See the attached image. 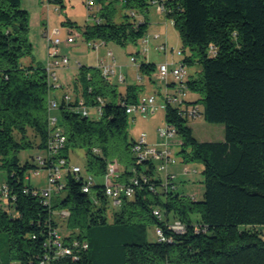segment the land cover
Returning a JSON list of instances; mask_svg holds the SVG:
<instances>
[{"label": "trees", "instance_id": "1", "mask_svg": "<svg viewBox=\"0 0 264 264\" xmlns=\"http://www.w3.org/2000/svg\"><path fill=\"white\" fill-rule=\"evenodd\" d=\"M161 2L191 46L183 62L201 66L199 76L187 77L189 90L200 98L185 100V105L202 103L205 120L225 126L224 140L200 141L185 110L165 106L167 124L180 135L184 160L203 164V198L166 185L153 160L136 163L127 107L137 101L141 85L128 84L122 92L99 66L82 64L76 84L81 97H62L57 112L67 143L38 164L48 170L64 157L69 165L71 151L83 148L86 174L67 171L66 194L46 203L27 182L29 171L38 166L22 161L20 152L33 147L47 152L51 87L41 62L22 61L34 56L30 11L22 0H0V168L7 171L10 196L9 205L0 203V231L8 235L7 260L0 264H39L50 251L45 243L49 231L59 228L56 211L62 209L70 211V233L64 238L87 241L88 248L77 260L64 256L52 264H264V0ZM150 5V0H125L123 18L117 21L109 2L100 10L99 22L66 24L87 42L137 44L148 32L144 13ZM141 11L143 17L137 16ZM139 68L151 75L157 64L142 61ZM81 101L96 108L99 117L85 114ZM115 158L125 166L120 181L134 184L132 175L138 179L133 196H123L119 205L105 193V176ZM133 164L135 170L129 169ZM87 175L93 177L90 192L84 190ZM154 208L163 212L161 219ZM176 219L185 223V232L169 228ZM158 225L165 239H150V227L156 235Z\"/></svg>", "mask_w": 264, "mask_h": 264}, {"label": "rangeland", "instance_id": "2", "mask_svg": "<svg viewBox=\"0 0 264 264\" xmlns=\"http://www.w3.org/2000/svg\"><path fill=\"white\" fill-rule=\"evenodd\" d=\"M107 1L113 2V15L114 19L120 21L123 17L125 11L123 7L122 0H94L95 5L94 9L89 10V7L86 3V0H63V3L49 2L45 0L46 5L45 9V22L48 24L49 29L53 30L57 28L60 30L58 37L62 40V43L59 44V48L62 54L67 55L70 59L68 66H59L57 67L58 73V82L62 83L57 90L58 99L61 100L64 94H70L73 97L76 95L81 96V91H76V82L80 74V64L85 65H99V61L102 57H106V64L112 62L111 57L107 56V51L109 49L113 50L114 56L116 57V63L113 65L116 74L111 75V82L118 85L120 91L124 92L126 90V85L131 81L133 75L136 74L137 64L131 60L132 53H136L138 62L143 60H149L155 63H159L161 59H168L169 62H173V66L177 65L180 62L181 58L185 55H190L192 53L191 46L185 44L181 35L180 30L174 25L173 21L166 16L165 11L159 9V4L154 3L153 0H150L151 5L149 12H138L137 16L143 17L144 14L147 15L149 20V28L145 38H142L138 41L137 44L130 43L126 46L120 45L113 41H108L106 44H103V40H96L98 43L96 47L88 46L87 41H85L80 36L77 37L76 41L71 44H67L66 40L69 35V24H66V21H73L78 24H84L88 19V12H98L102 3ZM144 13V14H143ZM47 26V27H48ZM47 27L45 31H47ZM43 25H38L36 22L30 23L29 30V39L33 44V47L36 46L37 41L40 37H44ZM54 33V32H53ZM52 33V35H54ZM161 34V39L163 37L168 40V52L163 50H157L155 45L159 42L157 34ZM149 40V49L148 56L146 57L142 53V45ZM161 44V43H159ZM173 46V48H172ZM184 50L183 54L178 56V50ZM180 57V58H179ZM25 57L22 58V61H25ZM177 62V63H176ZM101 64V63H100ZM199 66V67H198ZM200 68L198 62L192 64H186L187 76L190 75L192 71L196 68ZM143 74L142 72H140ZM124 74L127 78V75H130V78L120 82L118 76ZM140 74V75H141ZM196 74V72H193ZM138 80L131 82L136 83ZM138 83V82H137ZM155 88H161L160 90L165 92V83L159 79L155 78L154 80ZM175 87V86H174ZM164 88V89H163ZM145 93L154 92L152 86L143 87ZM76 91V92H75ZM159 91V89H158ZM155 92L156 94L158 93ZM177 89L171 88V94L176 93ZM201 111H203V104L199 103ZM90 116L99 117L96 108H91ZM166 118H165V99L163 94L159 92L157 94V104L153 111L149 114L143 113H131L129 114V126L128 132L131 140L136 142H145L150 147H165V137L162 136L159 132V129L166 128ZM188 125L193 126L195 129V136L198 139H221L224 135V130L221 128L223 124L220 123H209L205 120L203 114L190 117L188 119ZM180 135L178 133L174 134V138L171 142V150L174 157L177 159L175 163L169 165V171H171L173 176V185L176 187V191L181 194H188L192 197H197L198 199L203 198V193L205 190V178L203 174V164L200 161L196 160H184V155L181 152L180 146ZM45 151L37 147L28 148L20 152V157L22 161L30 159L32 163L36 164L38 167L33 168L29 171L27 176V182L30 183L33 187L43 188L49 184L48 170L44 167H39L37 157L39 155H44ZM71 162L74 165H79L82 168V172L86 174V152L83 148H77L70 153ZM155 164L158 166L159 161L156 160ZM110 165H114L119 169V172L125 170L124 164H122L117 158L113 159ZM135 165H130L129 169H134ZM35 170L39 172L36 173ZM157 175L162 176L163 178L167 177L166 171L157 169ZM131 177V176H130ZM7 171L4 168H0V180L6 181ZM102 181V180H101ZM66 192H61L60 195L63 197ZM55 197V196H54ZM53 197V198H54ZM113 205V204H112ZM13 210V209H12ZM14 211V210H13ZM113 208L109 210L110 216L112 215ZM59 212V211H58ZM59 214V213H58ZM59 217V215H58ZM193 219L197 218V215H192ZM68 217L59 218V229L64 236H68L70 233L69 228L66 226ZM149 238L155 240L156 235L154 227L149 229ZM7 248H8V235L5 231H0V261L7 260Z\"/></svg>", "mask_w": 264, "mask_h": 264}, {"label": "built area", "instance_id": "3", "mask_svg": "<svg viewBox=\"0 0 264 264\" xmlns=\"http://www.w3.org/2000/svg\"><path fill=\"white\" fill-rule=\"evenodd\" d=\"M123 2L125 0H122ZM154 3L159 4V9L161 11L166 12V7L161 0H153ZM86 3L90 10L94 9L95 2L94 0H86ZM101 18L96 17L93 22H99ZM78 34H73L68 36L66 42L68 44L76 41ZM157 37L159 35L157 34ZM145 38V37H144ZM54 48L50 52V60H48L47 64L45 65L47 74H48V82L50 87L56 85L58 75H57V67L63 65L68 66L70 63V59L67 55L61 53L59 48V44L62 43L60 37H56L52 40ZM89 46L96 47L97 41H88ZM149 47V40L142 45V52L147 51ZM159 50H163L165 52L168 51V46L166 43H162L157 47ZM177 54L180 56L183 54L182 50H178ZM108 55L112 57L113 60L114 54L111 50L108 51ZM132 60L136 61V57L132 56ZM102 73L105 77L109 78L112 74L113 69L111 65L105 64L104 61L101 63ZM186 65L182 60L177 63V65L173 66L172 63L166 61L162 62L158 65L157 69V77L160 81L168 83L170 78L172 77L174 86L176 87L177 91L174 94L166 88L165 92L163 93V97L165 99V106L169 103L180 105L182 109L185 110V114L190 117H196L201 115V110L198 105H185V98L187 92L189 90L187 85V71ZM124 77L121 75V80ZM67 101L72 99L70 94H64L63 96ZM81 107L85 114H88L90 108L83 105V101H81ZM157 104V94H140L137 101L135 103L129 104L127 107V113H143L149 114L151 111L154 110ZM61 105V101L56 99H49L48 102V111H49V124L51 127V137L49 139V147L47 152L44 155H39L37 160L40 164H44L48 157L53 156L54 154L58 153L62 150L66 143H67V136L64 133L62 126L59 124L58 114L56 110H59ZM100 111V108L98 109ZM167 124V123H166ZM159 132L162 136L165 137V147L158 148V147H150L145 142H134L132 145V153L135 157V161L137 164H142L145 159H151L154 162L156 160L159 161L158 166L156 165L157 169L166 171L167 177L164 178L165 184L175 188L173 185V176L174 174L171 173L168 168L171 163H175L177 159L174 157L172 150H171V142L174 138V134L178 133L176 127L173 125H166V128L159 129ZM135 170V168H134ZM67 171L73 172L75 174H79L82 171V168L79 165L69 164L67 165V159L62 157L58 160L54 161V166L48 169V178L49 184L43 188H38L35 190L36 192L40 193L44 196L46 203L51 204L53 202V197L57 194H60L65 186L64 175ZM38 173L39 171H35ZM120 172L119 169L114 166L110 165L108 168V172L105 176V193L111 198L112 203L114 205H119L123 196L131 197L135 192V185L138 183V179L136 176L132 175L130 180L134 182H122L119 180ZM93 184V177L91 175L86 176V184L84 186V190L86 192L91 191V185ZM9 187L6 181L0 180V203L4 205H9ZM58 211H56L57 213ZM60 217H68L70 215V211L67 209H62L58 212ZM153 213L158 217H163V212L159 208H154ZM169 228L172 230L182 233L187 230L185 223L181 220H171L168 223ZM156 237L158 240L165 239L164 236V228L160 225L156 226ZM50 250L46 255L40 260L39 264H52L55 258L68 256L74 260H77L81 257L82 252L88 248L87 241H81L77 238L72 240H66L61 233L58 227H54L49 231V236L45 243Z\"/></svg>", "mask_w": 264, "mask_h": 264}, {"label": "crops", "instance_id": "4", "mask_svg": "<svg viewBox=\"0 0 264 264\" xmlns=\"http://www.w3.org/2000/svg\"><path fill=\"white\" fill-rule=\"evenodd\" d=\"M45 0H22V5L25 7V8H27L29 11H30V23H31V25H32V23L33 22H36L38 25H43L44 24V29H43V31L42 32H44V37H40L39 38V40L37 41V43H36V46H34V51H33V54H34V56L33 57H31V56H28V57H25L26 59H24L25 61H23L25 64H29V63H31L32 61H34V63L35 62H41L44 66L47 64V62H48V60H50V52L53 50V48H54V45H53V42H52V40L54 39V38H56V37H58V34L60 33V30L59 29H57V28H54L53 30H51V28L49 29V26H48V24L46 25V23H44L45 22V20H47V19H45L46 17H45V9H44V7L45 6H47L46 5V2H44ZM49 2L51 3V2H53V1H51V0H49ZM110 1H107L106 3H102L101 4V6H100V8H98V12H88V19H89V21H87V22H92L93 23V21L96 19V17H100L101 18V13H100V10L104 7L103 5H106L107 3H109ZM90 10V9H89ZM48 26V27H47ZM47 27V31H45V28ZM71 29H69V35H73V34H78V36H79V31L77 30V29H73L72 30V32L70 31ZM54 32V33H53ZM52 33L54 34V35H52ZM68 35V36H69ZM158 35H159V37L158 38H160L159 39V42H157L156 43V45H155V48L157 49V50H159L157 47L160 45L159 43H166V44H168V40H167V38H165V37H163V39H161L162 37H161V34L160 33H158ZM77 36V37H78ZM67 43V42H66ZM68 44V43H67ZM71 44V43H70ZM103 44H106V41H104L103 42ZM89 46V45H88ZM168 46V45H167ZM90 47V46H89ZM172 48H173V46H172ZM148 49H149V47H148ZM148 49H147V51H145V52H142V53H144V55L147 57L148 56ZM109 50H111L112 52H113V50L112 49H109ZM108 50V51H109ZM108 51H107V56L109 57L110 55H108ZM168 52V51H167ZM62 53V52H61ZM114 54V53H113ZM133 55L132 56H135L136 57V61H134V63H136L137 64V68H136V74L135 75H133V77H132V79H130L131 81H136V80H138L135 84H139V85H141V91L139 92V95L140 94H142V93H144V94H152V93H155V92H157L158 91V89H159V91H158V93L157 94H159V92L161 93V94H163V92L160 90L161 88H158V89H156L155 88V85H154V80H155V78H157L158 79V77H157V70L154 72V73H152L151 75H147V74H145V73H143V74H141L140 72V68H139V66H140V63L142 62V61H149V60H141V61H139L138 62V60H137V56L135 55L136 53H132ZM178 55V54H177ZM132 56H131V60H132ZM179 56V55H178ZM111 57V56H110ZM114 58H115V60H113L112 59V57L110 58V59H112L111 61L112 62H110V64L108 63V65H111L112 66V69H113V72H112V74L111 75H113V74H116V71L114 70V64L116 63V57L114 56ZM180 58V57H179ZM181 60H182V58H181ZM180 60V61H181ZM102 61H104V63H105V61H106V57H102L101 59H100V61H99V67H101V64L100 63H102ZM133 61V60H132ZM166 61H168V59H166V58H164V59H161L160 61H159V63H156L157 64V69H158V65L160 64V63H162V62H166ZM169 62V61H168ZM170 63H172L173 64V62H170ZM177 63V62H176ZM106 64V63H105ZM82 64H80V66H81ZM200 65V64H199ZM79 66V67H80ZM199 67V66H198ZM196 68L194 71H192L191 73H190V75H188L187 77H189V76H199V74L201 73V66H200V68ZM193 72H196V74H193ZM141 74V75H140ZM57 75H58V73H57ZM111 75L109 76V78H111ZM121 75L124 77L122 80H121ZM127 78L129 79L130 78V75H127ZM126 78V76L124 75V74H120L119 76H118V80L120 81V82H123L124 80H126L127 79ZM131 81H129V83H127V85L128 84H134V82H131ZM76 84H77V82H76ZM60 85H62V83H59L58 82V79H57V83H56V85L55 86H53L52 88H51V92H50V98L49 99H56V100H58V101H61V100H59L58 99V96L56 95L57 94V90H56V88H59V86ZM126 85V86H127ZM75 86H78V85H75ZM147 86H152V89H153V91L154 92H152V93H145V90L146 89H143V87L145 88V87H147ZM174 88V89H176V87H174V82H173V79H172V77L170 78V81L168 82V83H165V90H166V88H168V90L170 91L171 90V88ZM164 89V88H163ZM76 91H77V89H76ZM139 95H138V97H139ZM78 96V95H77ZM73 97V96H72ZM79 97H81V96H79ZM200 98V95L198 94V93H196V92H193V91H191V90H188V92H187V95H186V98H185V100L187 101V103H191V102H194V101H197L198 99ZM198 106H199V103L197 104ZM204 109V108H203ZM53 112H58V110H56V111H53ZM192 128H193V131H194V135H195V129H194V127L193 126H191ZM221 128L224 130V135H223V137H221V139H218V140H224V138H225V126L223 125V126H221ZM200 141H217V140H215V139H211V138H206V139H199ZM180 142V141H179ZM168 170H169V168H168ZM171 172V171H170ZM172 173V172H171Z\"/></svg>", "mask_w": 264, "mask_h": 264}]
</instances>
